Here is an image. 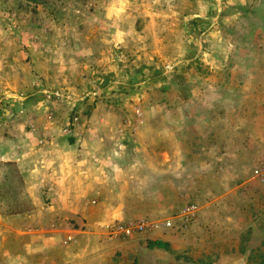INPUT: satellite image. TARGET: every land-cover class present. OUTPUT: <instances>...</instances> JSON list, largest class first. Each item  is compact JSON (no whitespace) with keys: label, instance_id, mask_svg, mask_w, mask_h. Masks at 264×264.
Here are the masks:
<instances>
[{"label":"crops","instance_id":"0c3cea01","mask_svg":"<svg viewBox=\"0 0 264 264\" xmlns=\"http://www.w3.org/2000/svg\"><path fill=\"white\" fill-rule=\"evenodd\" d=\"M216 4L209 28L220 21L224 29L205 39L210 50L203 68L199 45L196 96L180 97L177 108L169 109L167 98L140 99L136 120L134 101L119 97L127 113H98L96 105L82 126L67 121L78 98L74 107L58 98L39 107L30 95L21 105L37 110L26 119L1 109V231L30 235L22 248L31 250V264H145L148 255L160 257V264H216L223 252L213 250L227 248L228 236L242 243L238 235L264 218V183L251 174L264 157V0ZM44 199L46 224L38 220ZM13 201L26 206L9 214ZM187 204L196 214L182 227L179 212ZM166 219L172 228L157 224ZM137 220L157 226L126 238H109L104 230L115 221ZM29 222L37 223L29 228ZM194 242L204 251L196 259L181 257V245ZM242 249L235 247L233 263L247 257Z\"/></svg>","mask_w":264,"mask_h":264},{"label":"rangeland","instance_id":"374dc122","mask_svg":"<svg viewBox=\"0 0 264 264\" xmlns=\"http://www.w3.org/2000/svg\"><path fill=\"white\" fill-rule=\"evenodd\" d=\"M222 1L225 5L230 0ZM216 5V0H0V114L6 107L13 109V115L19 113L20 119L31 116L37 109L21 105L30 95L38 105L58 98L74 107L78 98L67 121L79 126L96 105L98 113H127L126 106L116 101L119 97L134 101L136 120L140 99L147 104L167 98L169 109L177 108L180 97L196 96L199 45L203 51L197 62L203 68L210 50L205 39H214L224 29L220 21L209 28ZM226 11L222 8L220 15L226 16ZM179 65H187V70L180 72ZM14 107L19 108L14 111ZM46 115L53 117L50 111ZM64 129L68 128L62 129L68 135ZM114 142L107 140L110 145ZM48 203L44 199L39 204L41 223L48 222ZM7 204L9 214L26 206L25 202ZM3 220L0 215V264H31V250L22 248L30 235L2 233ZM29 223L31 228L37 222ZM62 233L64 240L70 237L64 229ZM236 240L242 243L233 244L234 238L228 236L223 243L227 248L213 250L223 252L216 264H264V218L254 219ZM181 246L185 248L181 257L196 259L204 251L196 249V242ZM240 246L247 257L243 263H233L234 249ZM160 260L148 255L144 263L160 264Z\"/></svg>","mask_w":264,"mask_h":264},{"label":"built area","instance_id":"2783aa9c","mask_svg":"<svg viewBox=\"0 0 264 264\" xmlns=\"http://www.w3.org/2000/svg\"><path fill=\"white\" fill-rule=\"evenodd\" d=\"M64 133H68L67 129L63 130ZM251 174L264 183V157H262L255 166L251 169ZM196 214V206L193 204H187L184 206L179 215L182 219V227L191 221ZM161 228L170 229L173 226L171 219H166L157 223ZM155 223L146 222L145 220L126 221V222H112L104 227L106 235L109 238H126L133 235H147L150 230L157 226Z\"/></svg>","mask_w":264,"mask_h":264},{"label":"trees","instance_id":"16d2710c","mask_svg":"<svg viewBox=\"0 0 264 264\" xmlns=\"http://www.w3.org/2000/svg\"><path fill=\"white\" fill-rule=\"evenodd\" d=\"M153 245H156V246H161L162 244H160V243L156 242V243H154Z\"/></svg>","mask_w":264,"mask_h":264}]
</instances>
